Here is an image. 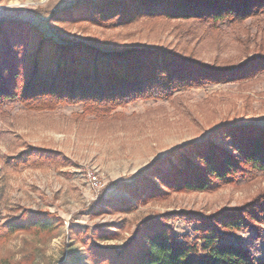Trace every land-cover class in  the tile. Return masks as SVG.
Returning a JSON list of instances; mask_svg holds the SVG:
<instances>
[{
	"label": "rangeland",
	"instance_id": "374dc122",
	"mask_svg": "<svg viewBox=\"0 0 264 264\" xmlns=\"http://www.w3.org/2000/svg\"><path fill=\"white\" fill-rule=\"evenodd\" d=\"M80 1L0 0V29L10 35L15 23H24L56 43L84 42L102 51L162 48L219 69H240L250 60L264 63V12L216 25L137 14L101 19L72 14ZM243 125L264 126V66L227 82L183 89L168 100L136 102L101 118L84 116L79 107L30 111L6 104L0 110V224L22 210L53 214L61 224L49 235L16 233L0 244V264H94L75 232L88 234L97 227L114 232L96 243L120 249L147 218L179 211L208 216L250 202L264 193V173L209 192L161 186V192L140 202L114 185L122 179L132 184L128 178L150 161L205 141L214 129ZM31 150L55 158L17 162ZM87 170L96 173L98 190L85 179ZM171 226L176 235L191 233L193 227L181 220ZM260 236L238 232L229 242L259 260L264 224Z\"/></svg>",
	"mask_w": 264,
	"mask_h": 264
},
{
	"label": "trees",
	"instance_id": "16d2710c",
	"mask_svg": "<svg viewBox=\"0 0 264 264\" xmlns=\"http://www.w3.org/2000/svg\"><path fill=\"white\" fill-rule=\"evenodd\" d=\"M79 12L101 19L137 14L216 25L263 13L264 0H81L72 14ZM15 24L18 27L10 35L0 29V110L8 103L30 111L79 107L84 116L101 118L136 102L168 100L183 89L227 82L264 66L258 59L240 69H219L162 48L102 51L84 42L60 44L33 27ZM49 154L25 151L17 162L45 163L55 158ZM256 173H264V126H222L205 141L153 159L128 178L132 184L122 179L114 185L140 202L161 192V186L174 192H209ZM179 220L193 226L191 233H174L171 223ZM60 224L53 214L22 210L0 224V244L20 232L49 235ZM263 224L261 193L248 203L208 216L179 211L147 218L120 249L96 243L110 239L114 232L97 227L88 234L75 233L94 264H264V257L256 260L239 244L229 242L235 233L249 230L261 238Z\"/></svg>",
	"mask_w": 264,
	"mask_h": 264
},
{
	"label": "built area",
	"instance_id": "2783aa9c",
	"mask_svg": "<svg viewBox=\"0 0 264 264\" xmlns=\"http://www.w3.org/2000/svg\"><path fill=\"white\" fill-rule=\"evenodd\" d=\"M84 177L93 189H99V180L94 171L87 170L86 172H84Z\"/></svg>",
	"mask_w": 264,
	"mask_h": 264
}]
</instances>
